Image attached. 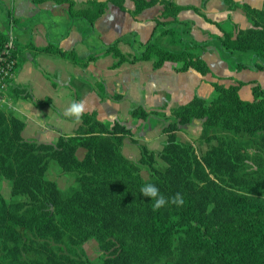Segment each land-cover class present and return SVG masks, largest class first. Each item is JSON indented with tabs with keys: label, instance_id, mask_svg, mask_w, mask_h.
<instances>
[{
	"label": "trees",
	"instance_id": "trees-1",
	"mask_svg": "<svg viewBox=\"0 0 264 264\" xmlns=\"http://www.w3.org/2000/svg\"><path fill=\"white\" fill-rule=\"evenodd\" d=\"M55 1L66 3L71 17L90 24L110 4L125 9V0H87L82 7L74 0ZM222 1L229 10L241 9L250 25L222 30L215 36L219 46L236 60L234 68L263 69L264 0L260 7ZM132 2L134 15L156 4L162 11L138 54L121 51L118 40L107 47L115 58L112 67L146 60L159 68L169 61L179 63L177 71L211 72L200 53L202 44L190 38L191 26L178 18L187 8L204 16L201 8L208 0L199 7L173 0ZM158 30L171 48L155 38ZM8 36L0 29V44ZM34 48L80 62L53 43ZM245 51L256 58L251 64L234 56ZM243 83L213 81L214 96L194 94L168 114L165 107L133 106L132 117L155 113L166 120L161 130L165 142L156 151L131 137L139 148L137 161L122 152L131 129L117 120L98 119L95 110L84 112L74 134L38 142L23 137L25 122L11 107H0V181L10 184L9 200L0 192V264H264V89L253 85V99L244 100L239 95ZM10 90L31 98L26 88L11 84L8 95ZM194 121L201 126L197 139L212 143L202 152L194 140L177 135ZM79 149L84 150L81 157ZM158 159L165 165L158 166ZM50 160L62 174H71L75 184L61 189L48 178ZM149 183L166 198L179 192L184 204L153 211V201L140 194ZM89 239L97 243L98 259L89 258L82 247Z\"/></svg>",
	"mask_w": 264,
	"mask_h": 264
},
{
	"label": "crops",
	"instance_id": "crops-1",
	"mask_svg": "<svg viewBox=\"0 0 264 264\" xmlns=\"http://www.w3.org/2000/svg\"><path fill=\"white\" fill-rule=\"evenodd\" d=\"M9 1V25L6 27L3 24L0 29L6 34L12 33L11 36L15 40L18 64L12 84L26 88L31 98L14 96L13 90H10L11 96L7 94V97L14 114L24 120L25 127L32 128L37 122L44 125L42 120L48 122L56 114L62 117L64 124H68L71 119L75 121L66 117L64 112L73 102L83 101L85 112L95 110L98 119L102 121L117 120L124 123L132 131L130 138L136 139L131 126L117 119L118 108L122 103L130 106L141 105L147 110L165 107L164 110L168 114L170 107L186 103L194 94L204 98L214 96L213 81L225 85L244 82L239 89V95L244 100L253 99V85L259 84L264 89V68H234L236 60L222 50L215 38L216 35L222 34V30L234 31L235 28H246L250 25L241 9L229 10L222 0H208L201 8L204 16L192 8L184 9L178 14L180 20L191 26L190 38L202 44L200 53L211 69V72L205 75L193 69L177 71L175 68L179 63L169 61L159 68H154L152 62L146 60L123 62L112 67L115 58L106 52L107 47L118 40L116 45L121 51L138 54L143 49V44L151 37L155 27L154 19L162 11L160 4L148 7L137 15L132 13V0H125L124 10L110 4L105 13L90 24L84 19L71 17L66 3H58L55 0ZM74 1L76 7H82L87 0ZM173 1L179 5L199 7L202 0ZM235 1L246 2L254 7H260L262 4V0ZM226 25L230 28H226ZM154 36L161 44L171 48L166 37L160 34V30L156 31ZM17 41L24 47V53L19 56ZM50 43L59 46L62 51L74 53L80 62L38 52L34 48ZM172 48L177 49L178 46ZM234 56L246 64L256 60L249 51L236 52ZM100 85L103 90H100ZM128 111L130 114V110ZM130 118L135 117L130 115ZM163 122L166 123V120ZM79 123L81 124V120L76 122ZM162 125L158 123V129L163 127ZM188 127L184 125L182 129ZM200 132L197 136L187 132L190 139L185 141L197 140ZM147 136L145 140L149 142L150 137ZM138 141L147 143L139 139Z\"/></svg>",
	"mask_w": 264,
	"mask_h": 264
},
{
	"label": "rangeland",
	"instance_id": "rangeland-1",
	"mask_svg": "<svg viewBox=\"0 0 264 264\" xmlns=\"http://www.w3.org/2000/svg\"><path fill=\"white\" fill-rule=\"evenodd\" d=\"M10 11H11L10 1L0 0V27H2L3 24H5V26L8 27L9 25L8 21L10 19L9 18ZM226 28H230L229 25H226ZM8 35H13V34L8 33ZM17 42H18V47H19V50H18V56H19L20 54L22 55L24 53L23 51L24 47L21 45L20 41H17ZM37 102L41 103V101H37ZM49 106L51 107V105ZM133 106L135 105L130 106V105H127L126 103L120 104L118 108L119 113L117 115L118 116L117 119L125 122L128 126H131L136 139L138 138L141 142H145V143L147 142L146 144L154 151L158 150L159 148L162 147V145L165 142V138L163 134L161 133L162 127L158 129V123H161L163 124L162 126H164L166 124L165 122H163L165 118L155 113H152L146 119L130 118V114L128 110H130ZM42 121L46 123V126H45V123L44 125H42L40 122H37L36 124H34L32 128H28L26 126L23 131L24 138L27 140H34L38 142H54L60 134H63V132L73 133L79 130L77 126L80 124V123L76 124V122L72 121V119L70 120L68 124H64V121L62 120V117L59 114L53 115V118L49 120L48 122H46L45 120H42ZM35 126H39V128H34ZM186 127L188 128L182 129L181 131L177 133L178 138L180 140L190 139L188 137L189 135L187 134V132L197 136L201 129L199 121H194L193 123L186 125ZM146 134H148V136ZM145 136L150 137L149 142L148 140H145ZM130 139L131 138L129 135H126L124 137L123 143H122V152L129 159L133 161H137L140 157L139 148L137 145L131 143ZM194 142H195V145H197L200 152L206 150L208 147L212 145V143H207L206 141H203L200 139L194 140ZM83 153H84V150L79 149L77 154L79 157H81ZM157 165L164 166L165 163L158 159ZM141 173L144 178H148L149 174L148 172H146L145 169L142 170ZM46 175L48 178L55 180L61 189H66L68 186L75 184L74 177L71 174H62L60 172V167L55 160L49 161ZM0 192L4 196V198H6L7 200L10 199V184L5 179L0 181ZM82 247L86 255L91 259H98L101 255V252L98 249L97 243L95 242L94 239H89L82 245Z\"/></svg>",
	"mask_w": 264,
	"mask_h": 264
},
{
	"label": "clouds",
	"instance_id": "clouds-1",
	"mask_svg": "<svg viewBox=\"0 0 264 264\" xmlns=\"http://www.w3.org/2000/svg\"><path fill=\"white\" fill-rule=\"evenodd\" d=\"M86 110L85 103L83 101L73 102L64 112L66 117L73 118L76 122L82 119V116ZM140 194L144 197L150 198L152 203L153 211H157L166 205H175L177 207L184 204L183 196L178 192L172 197L166 198L160 193L158 187L154 184H145L140 188Z\"/></svg>",
	"mask_w": 264,
	"mask_h": 264
},
{
	"label": "built area",
	"instance_id": "built-area-1",
	"mask_svg": "<svg viewBox=\"0 0 264 264\" xmlns=\"http://www.w3.org/2000/svg\"><path fill=\"white\" fill-rule=\"evenodd\" d=\"M17 64L15 40L9 35L8 40L0 44V107H10L7 92L15 77Z\"/></svg>",
	"mask_w": 264,
	"mask_h": 264
}]
</instances>
